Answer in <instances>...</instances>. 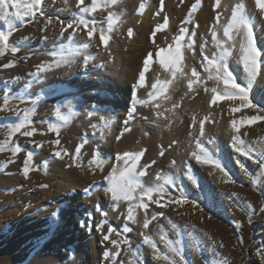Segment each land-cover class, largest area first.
Listing matches in <instances>:
<instances>
[{
  "label": "rangeland",
  "instance_id": "obj_1",
  "mask_svg": "<svg viewBox=\"0 0 264 264\" xmlns=\"http://www.w3.org/2000/svg\"><path fill=\"white\" fill-rule=\"evenodd\" d=\"M141 1L133 0L125 8L127 0H118L116 5L111 0H95L96 10L83 12L93 7V0L83 4L44 0L43 15H24L32 0H16L20 8L7 9L11 25L0 21V33L9 36L8 47L0 43V264H264V119L247 123L264 112L246 108L233 113L239 101L232 103L225 97L216 102L226 106L223 116L231 126L234 119L250 111L233 136L242 145H234L233 137L228 142L221 129L219 134L212 130L218 128L220 118L196 111L199 116L186 119L174 113L175 107L169 111L166 128L159 131L143 125L133 136L128 131L137 109L149 102L160 106L165 97L170 99L181 91L180 71L186 87L199 82L205 90L211 86L204 95L212 106L217 95L223 96L224 87L207 60H217L225 50L230 53L227 67L236 82L249 91L253 104L264 107V16L248 19L260 51L255 78L244 71L237 46L225 48L228 43L218 40L222 45L214 49L210 36L214 24L212 29L208 26L211 33L204 32L206 24L200 23L203 1L194 0L182 19L175 21L178 28L165 43L168 46L146 42L152 47L137 64L134 78L125 83L116 73L123 59L129 60L133 50L143 45L136 32L143 23ZM166 1H152L154 7L147 16L156 20L152 31L162 23L164 30L173 23L165 12ZM244 2L239 0L238 5L243 6V14L248 10ZM17 11L24 16L23 22L15 18ZM254 11L259 7L254 6ZM68 23L73 27L67 28ZM101 35L109 38L107 46ZM178 40L179 70L165 68L161 56L171 62ZM12 48L19 50L13 53ZM5 64L12 66L5 68ZM156 84L167 87L159 91L153 87ZM182 102L177 109L184 106ZM25 117L28 123L13 133ZM173 125L184 128L181 141L168 136ZM29 131L31 136L23 135ZM148 140L157 148L153 159L146 148ZM16 147L21 150L15 152ZM28 152L33 153V161L26 176L23 168ZM125 153H143L136 161V171L145 174L137 177L141 187L132 201L114 200L109 190V178L119 177L133 163L120 159ZM180 153L187 157L178 159ZM194 153L220 160L231 179L210 164L200 167ZM189 174L196 184L188 179ZM222 175L227 180L221 185ZM161 187L163 195L154 192L151 201L145 197L148 208L135 207L134 220H129V208L139 203L143 191ZM179 189L187 196L183 205L175 203Z\"/></svg>",
  "mask_w": 264,
  "mask_h": 264
},
{
  "label": "bare ground",
  "instance_id": "obj_2",
  "mask_svg": "<svg viewBox=\"0 0 264 264\" xmlns=\"http://www.w3.org/2000/svg\"><path fill=\"white\" fill-rule=\"evenodd\" d=\"M139 1H141V0H139ZM152 1L153 0H142L141 1V4H142L141 9H143V23L141 26L137 27L136 32L138 34L137 39H139V42H143V45L140 46V49L133 50L134 53L132 55H130V57L128 56L129 54L128 55L125 54L126 56L129 57V60H125L122 58L123 62L121 64V66H122L121 69L118 72L115 70V72H117L116 73L117 78L119 80H123V82H125V83H127V80L134 78L136 70L138 68L137 64L143 59V57L146 55V53H148L147 50H149L152 47L149 44L146 45V42H148V43H149V41L162 42L163 43L162 46H164V47L168 46L167 42L171 41L170 37L172 35H174V33L176 32V30L178 28L175 24V21L176 20L179 21L182 19V17L186 14L187 10H189V8H190L189 6H190L191 1H194V0H185L183 2H182V0H167L165 12H166V14H168L169 16L172 17L173 23L169 24V26L165 30H164L165 23H162L161 26H157L153 31L151 29V25H153L156 20L153 19L151 16L147 17L148 12L154 7V2H152ZM202 1H203V4L201 6L200 13H201V18L203 21L202 22L199 21V20H201V18H199L198 21L200 23H203L204 25L206 24L204 26L205 27L204 32H207L208 26L211 27V29H212L211 25L214 24L213 32L210 35L211 37L213 36L214 41H212L211 44L214 47V49L220 47L222 45V44L220 45V42L222 41L224 43H228L227 44L228 46H224L226 44H223V46L225 48L233 47L235 45V48L237 46V49L240 50L239 46L242 43L241 36L233 33V41L229 40L228 37L224 36V29H225V27H227V24L231 22V16H232L233 9L237 8L238 5H241V4H239V0H211V1L202 0ZM261 3H264V0H261ZM132 4H133V0H127V2L124 4V7L126 5H132ZM243 4L248 9V10H244L245 11L244 15L246 16L247 19H250L252 17L254 20V19H259V17H262V15L264 16V11H261L260 8H259L258 12L254 11V6L255 7L257 6V0H245V2ZM195 5L191 9H193L195 7ZM217 18H219V19H217ZM203 24H201V25H203ZM157 29H159V30L157 31ZM207 33H211V32H207ZM165 43H167V44H165ZM235 52L237 54V58L241 59V51H235ZM124 58L128 59L127 57H124ZM120 63H121V61H120ZM120 63H118V65ZM133 70H134V75L132 74ZM131 74H132V77H131ZM182 76H183V71H180V76H179L180 85L179 84L178 85L180 86L181 91L180 90H179L180 92L176 91L177 93L175 94V96H171L170 99H168V96L165 97L166 99L165 100L163 99L164 101L161 102L160 106L155 105L152 102H149V103H147L146 106H142L139 109H137L138 112L136 114V117L134 118L135 120L133 121L132 125L128 129L129 134L131 136H133L136 130L143 128V125H151L154 128V130L159 129V131L161 128H166L167 124L169 122V116L171 115L170 112L174 111L175 114H179L181 117L188 119V118H193V116H195V115H198V113L196 112V111H198V112H201L199 115L207 112V114L209 113V116L212 119H214L216 117L220 118V120L217 121L218 128L212 129V130L219 134V132H217V131H218V129H221L220 134L223 136V138L227 139L229 142L230 141L229 139H231L233 136H236L238 133H236L234 131V129L232 128V126L229 124L230 121L226 117L223 116V112L226 108L224 103L219 104V105H217V103H215V104L212 103V106H210V105L208 106V103H207L208 98L206 95H204V91L206 92V90L207 91L211 90V86H207L208 89L205 90L204 85L199 82V83H191V85H192L191 88H189V84H188V87H186L185 80L182 79ZM170 78L171 77L168 76V79H170ZM175 82H177V81L175 80ZM172 87H174V86H172ZM175 89L178 90L176 87H175ZM171 91H173V88L171 89ZM139 95H141V93ZM166 95H167V93H166ZM143 96H145V95H143ZM180 100H183L185 103L182 102L184 104V106L181 109L180 108L177 109L176 106L178 107L177 103H179ZM231 102L233 103L236 101L233 100ZM174 107H175V109H174ZM172 109H174V110L172 111ZM247 115H250V111H245L244 113H242V115L240 116L239 119H234V120H237V121L243 120ZM183 130H184L183 127H180L179 125H175V126L173 125L172 130H171V134H169L168 136L177 137L178 140L181 141L182 140L181 133L183 132ZM218 137H220V136L218 135ZM221 140H223V139H221ZM221 140L219 139L218 141H221ZM221 142H223V141H221ZM147 146L148 147H146V148H148V155H150V157L153 159L155 157V153L157 151L155 142L148 140ZM180 149H182V147H180ZM167 155H168V153H167ZM199 155H204V154L200 153ZM186 157H187V155L185 153H180L178 156V159H185ZM194 158H195V156H194ZM156 160L163 161V159H161L159 157H156ZM166 160H168V159H166ZM166 160L164 162H166L168 164L169 162H167ZM198 164L200 167L203 166V164H201L200 162H198ZM159 167H161V166H159ZM221 178H222L221 180H219L220 178L219 179L217 178L219 180L220 184L225 183L224 181H226L227 179L223 175Z\"/></svg>",
  "mask_w": 264,
  "mask_h": 264
},
{
  "label": "snow or ice",
  "instance_id": "obj_3",
  "mask_svg": "<svg viewBox=\"0 0 264 264\" xmlns=\"http://www.w3.org/2000/svg\"><path fill=\"white\" fill-rule=\"evenodd\" d=\"M79 2L83 4L84 0H79ZM117 2L118 0H111L112 5H116ZM43 3H44V0H32L31 5L28 7L24 15H29V14L35 15L36 13L43 15V11L41 9V5ZM257 6L260 8L261 11H264V3H261V0H257ZM242 7L243 6H238L237 9L233 11L232 16H231V22L228 23L227 27H225L224 29V36L228 37L229 40L233 39V33L241 36L242 43L240 45V51H241V59L243 61V69L250 77L255 78L257 77L259 69H260V51L256 47L253 28L249 20L242 13ZM9 8L19 9L20 5L19 3L16 2V0H0V21H8L9 13L7 9ZM95 10H96L95 0H93V7L91 9L89 8L82 9L83 12H89V11L94 12ZM14 15L16 19L20 20L21 22L24 21V16H22L19 11H17ZM108 20L109 21L112 20L111 15L108 17ZM49 22H51V20H49ZM8 23L11 25L12 22L8 21ZM79 23L84 24V26L87 28V23L84 20H80ZM72 27H73V24L68 23L67 28H72ZM109 29H111V23H109ZM158 30L159 29H157V31ZM94 31H95L94 28L89 30L88 32L89 37L93 35ZM182 31L184 30L182 29ZM129 35H131V33H129ZM108 39L109 38L105 35H101L100 37V40L103 41V44L105 46H107L108 44ZM0 43H2L4 47H8L9 36L5 35L4 33H0ZM85 47H87V45H85ZM18 50L19 49L17 48H12L13 53L17 52ZM46 54L55 55V52L46 53ZM229 55L230 53L227 50H225L220 54L217 60H207V57H205V59L207 60L211 68L215 69V79L221 82L224 87L223 96L217 95L213 99V104H215L217 101H220L226 97L228 99L240 102L237 107H233L231 109L233 113L240 112L246 108L254 109L257 112H264V107H258L256 104H253L249 96V91L236 82L235 77L233 76L229 68L227 67V58ZM150 60H151V57H149L148 60L145 61V64H147ZM179 61H180V43L178 40L176 44V48H175V58L171 62H168L163 58V56H161L160 63L165 68L179 70L178 69ZM85 64H87V60H85ZM11 66L12 65L10 64L4 65L5 68L11 67ZM139 82L141 85L144 84V76L142 74L139 77ZM153 87L159 91H163L167 87V85L166 84L165 85L156 84V85H153ZM191 87L192 85L189 84V88ZM6 103H7V98H5V104ZM57 115H59L58 108H57ZM61 119H65V118L61 117ZM262 119H264V116L256 115L252 119L248 120L247 123L251 124L253 120H262ZM27 123H28V120H27V117H25L24 122H22L17 127L12 129L13 133L20 131V129L25 127ZM244 123H245L244 120H239V121L233 120L232 128L234 129L236 133H239L241 130V125H243ZM52 130L58 131V129H52ZM32 134L33 133L30 131L23 133V135L25 136H31ZM203 134H204V125L203 123H201L200 124V135L203 136ZM56 143L59 144L60 141L57 140ZM233 143L234 145L235 144L242 145L243 141L239 140L238 137H233ZM81 147H83V144L81 145ZM20 150H21L20 147H16L14 149L15 152H19ZM79 150H80L79 148L76 150L77 153L79 152ZM236 151L241 152L242 155H247V153H245L241 147H236ZM55 155L59 157L60 153L57 152L55 153ZM142 155L143 153H139V154L125 153L122 157H120V159H124L126 162L128 160H132L133 163L131 167L126 168L122 173H120L119 177H117L114 174L112 177L109 178V182L111 185L109 190L112 192V197L114 200L125 199V200L132 201V200L137 199L136 191L138 188L141 187L140 183L137 180V177L143 176L145 173L144 172L138 173L136 171V168H137L136 161H138ZM193 155L196 156L197 161L200 162L201 164H210L213 167L219 169L221 172L224 173L225 176L231 179L228 171L226 170V165H222L220 160L213 159L212 157L207 156V155H196L195 153ZM248 158L251 159V156H249ZM32 161H33V153L28 152L27 159L24 161V168H23V173L26 176L29 172L28 165ZM261 163H264V161H261ZM241 167L243 168V165H241ZM188 179L193 184L197 183L196 179H194L191 174H189ZM164 191L165 189L163 187L159 189L144 190L143 195L139 197V203L129 208L128 219L134 220L133 209L135 207H142L144 209L148 208V204L143 202L145 197H147V199L151 201L154 192H159L161 195H163ZM179 193H180L179 198L175 199V203L179 205H183V203L187 200V196L185 195L182 189H179ZM155 203L159 204V200L155 201ZM160 206L165 207L166 205H160ZM144 227L145 228L148 227V222L144 223ZM131 230L132 229L130 228H126V231H131ZM105 239H107V237H105ZM145 242L146 243L149 242L147 237L145 238ZM152 247L155 248L156 247L155 244H153ZM181 260H183V257H181ZM170 264H175V262H170Z\"/></svg>",
  "mask_w": 264,
  "mask_h": 264
}]
</instances>
